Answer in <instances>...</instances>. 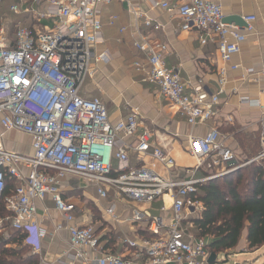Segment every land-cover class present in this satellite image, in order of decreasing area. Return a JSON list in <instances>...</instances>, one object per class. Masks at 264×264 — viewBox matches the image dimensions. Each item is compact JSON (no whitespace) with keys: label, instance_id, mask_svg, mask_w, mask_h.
<instances>
[{"label":"built area","instance_id":"built-area-1","mask_svg":"<svg viewBox=\"0 0 264 264\" xmlns=\"http://www.w3.org/2000/svg\"><path fill=\"white\" fill-rule=\"evenodd\" d=\"M4 1L0 0V7ZM127 1L16 0L8 15L0 14V127L5 132L28 136L32 150L31 155L7 151L0 133V201L9 213L0 218L1 238H7V226L20 233L33 230L38 240L44 239L47 232L36 219L37 203L50 198L67 224L74 264H134L138 260L141 264H207V240L191 234L184 221L186 212L192 216L202 211L201 204L195 201L197 187L235 169L233 154L219 143L220 134L211 130L203 137L189 138L187 153L195 166L187 169L188 176L182 180L165 178L144 164L130 165L131 151L139 163L148 156L165 170L175 167L173 158L154 145L147 129L139 132L138 110L112 124L99 99L80 95L93 75V64L109 62L106 54L95 57L93 52L102 32L98 8ZM153 6L176 12L181 32H198L201 45L215 44L220 61L231 71L238 70L239 66L231 65L232 59L253 32L254 16L244 17L246 27L240 29L224 23L221 0H181L176 6L155 1ZM127 11L147 29L160 31L159 24L139 9L128 5ZM23 19L29 25H24ZM115 19L111 17L109 24ZM132 36L139 34L134 32ZM133 47L146 54V64L135 63V70L145 72L144 80L158 88L160 96L176 108L189 126L203 125L214 116L212 108L223 93L227 69L219 70V89L209 94L201 81L190 86L182 82L178 69L167 68L165 45L152 47L141 38ZM246 73L254 74L252 70ZM260 73L264 76V62ZM127 138L134 142L126 144ZM259 146L257 156L241 167L264 164V107ZM221 165L224 169L216 176H194L198 170ZM70 178L94 189L98 201L113 192L118 200L131 204L150 206L168 198L170 206L166 208L163 203L161 215L155 217L138 209L132 211V221H146L153 238H125L124 243L134 250L131 260L109 253L88 259L86 250L99 252L98 240L91 223L72 224L73 213L81 210L63 196L64 182ZM7 181L13 183V188L5 195ZM168 211L171 217L165 224L163 214ZM106 214L113 216V209H107ZM60 229L56 225L55 231Z\"/></svg>","mask_w":264,"mask_h":264},{"label":"crops","instance_id":"crops-1","mask_svg":"<svg viewBox=\"0 0 264 264\" xmlns=\"http://www.w3.org/2000/svg\"><path fill=\"white\" fill-rule=\"evenodd\" d=\"M155 1L167 2L169 6H176L181 2L128 0L125 3L112 2L98 8L102 32L93 52L95 57L106 54L109 62L93 64V75L86 80L81 97L99 99L105 105L112 124L124 119L132 110H138L139 132L147 129L152 134L154 145L165 150L175 162L173 169L165 170L148 156L144 158L143 163H139L136 155L130 151L132 167L144 164L160 176L182 180L188 176L187 169L195 166V161L187 153L188 139L203 137L211 130L220 134L219 143L233 154L234 165L239 164L241 159L244 164L245 160L255 158L257 155L253 154V150L257 147L250 141L255 136H260V119L264 107V76L260 73L264 62V0H221L224 20L236 17L243 20L247 16H254L256 20L253 32L247 35L240 53L232 59L231 65L239 66L235 71H231L229 65L220 61L215 44L201 45L199 33L196 31L181 32L177 13L154 7ZM128 5L139 9L159 24L160 31H152L144 27L141 21H135L127 11ZM111 17L116 19L110 25ZM134 32H138L140 37H133ZM141 38L147 40L152 47L157 44L165 45L167 51L164 61L167 68L178 69L182 82L190 86L201 81L209 94H215L219 89V70L227 69L223 93L218 96V104L212 108L214 116L208 122L189 126L177 113L176 108L160 96L158 88L144 80L145 72L135 70V63L146 64V54L133 47L134 42ZM246 70H252L254 74L248 75ZM0 133L3 134L7 151L25 155L22 149L20 150L23 146L28 148V155L32 154L28 136L12 131L5 132L1 127ZM124 142L129 145L134 139L127 138ZM113 166L116 167L115 162ZM203 172L204 170H198L194 176L201 178ZM64 186L63 196L73 203L77 210H81L73 213L72 224L85 226L91 223L98 240L99 252L86 250L88 259L109 253L131 260L134 250L124 243L125 238H153L146 227V221H132V211L138 209L155 217L161 215L159 210L163 203L166 208L170 206L168 198L156 201L150 206L131 204L118 200L113 192L108 194L107 199L98 201L94 189L85 191L84 187L72 178L66 180ZM110 208L113 209V216L106 214V210ZM169 217L170 211L163 214L165 224H168ZM36 219L46 228L47 236L38 240L33 230H23L26 235L24 242L30 246L29 255L36 256L38 264H74V253L68 245L67 224L54 209L50 198H46L43 203H37ZM56 225L61 226L59 231H55ZM184 226L196 236L191 223L184 221ZM8 230L12 231L10 228ZM236 248L229 251L228 255L242 253L237 252ZM222 256L225 255H218L217 259ZM134 264H141V261L138 260Z\"/></svg>","mask_w":264,"mask_h":264},{"label":"trees","instance_id":"trees-1","mask_svg":"<svg viewBox=\"0 0 264 264\" xmlns=\"http://www.w3.org/2000/svg\"><path fill=\"white\" fill-rule=\"evenodd\" d=\"M12 4L10 1L7 7ZM259 152L260 147L257 152L253 150V154ZM236 167L197 187L195 201L201 204L202 211L186 220L192 224L196 238L207 240L209 255L227 256L239 245L244 231L247 252L264 247V164ZM223 169V165L207 168L201 177L217 175ZM12 188L13 183L7 181L4 194ZM7 216L9 213L0 201V218ZM25 239V234L14 231L7 232L5 239L0 236V264H38L37 257L29 255L30 246Z\"/></svg>","mask_w":264,"mask_h":264},{"label":"rangeland","instance_id":"rangeland-1","mask_svg":"<svg viewBox=\"0 0 264 264\" xmlns=\"http://www.w3.org/2000/svg\"><path fill=\"white\" fill-rule=\"evenodd\" d=\"M10 1H12L13 4L16 3V0H6V1H4L3 4L0 7V14H7V15L9 14V7H7V6H8V3ZM43 25H47V23L44 22ZM250 142L252 144H255L254 146L257 147V148H255V151L257 152L258 151V144H259V136H258V138H257V136H255L253 139H251ZM21 149L23 151V154L28 155V153H29L28 148H23V146H22V147H20V150ZM253 158H251V159H253ZM251 159H249V160H251ZM249 160H245V162L249 161ZM242 161L243 160L241 159L239 164H235V165H239V167H241L243 165ZM78 182H79L81 187H84L85 191L87 189L88 190L91 189V187L89 185L83 183L82 181L78 180ZM190 216L191 215H189L187 212L185 213L186 219L189 220L191 218ZM5 231L9 232L7 226L4 227V232ZM1 234H3L2 231L0 232V236H1ZM241 251H242V253H233V254L230 253L228 256H222V258L219 257L217 260H218L219 263H222V264H264V247L260 248L258 250H255V251L247 252V248L244 246L240 250V252Z\"/></svg>","mask_w":264,"mask_h":264},{"label":"water","instance_id":"water-1","mask_svg":"<svg viewBox=\"0 0 264 264\" xmlns=\"http://www.w3.org/2000/svg\"><path fill=\"white\" fill-rule=\"evenodd\" d=\"M224 23L225 24H228V25H231L233 24L234 26H237L238 28L240 29H243L245 28V23L243 22V20L239 17H236V18H226L224 20ZM245 236H246V232L244 231L243 233V239L240 241L238 247L236 248V251L239 252L244 246H245ZM222 264V263H219L218 260H217V256L214 255V254H210L209 255V258H208V261H207V264Z\"/></svg>","mask_w":264,"mask_h":264}]
</instances>
